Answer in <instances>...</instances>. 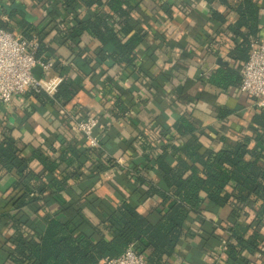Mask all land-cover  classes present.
Listing matches in <instances>:
<instances>
[{"label": "trees", "instance_id": "trees-1", "mask_svg": "<svg viewBox=\"0 0 264 264\" xmlns=\"http://www.w3.org/2000/svg\"><path fill=\"white\" fill-rule=\"evenodd\" d=\"M202 1L223 4L237 16L228 25L233 39L227 54L231 60L237 62L236 67L234 70L219 69L209 76V81L220 87L230 83L238 84L240 66L248 58L251 41L258 38L259 8L253 0ZM8 2L10 5L0 2V14L4 13L13 18L15 12L19 11L24 15V10L16 7L14 0ZM34 2L37 5H50L51 19L59 15L55 5H60L58 10L63 11L64 19L69 25L56 31L59 43H68L74 49L80 36L86 34L97 42L94 50L99 62L116 64L121 70L129 72L126 77L139 75L146 83L149 80L150 87H158V75L151 77L146 68L145 58L152 60L154 57L148 40L162 41L169 48L172 45L166 40L163 41L160 33L152 32L153 37H150L142 21L169 17L170 6L167 2L154 0L158 8L150 14L144 11L147 15L140 10V0ZM80 9L86 12L79 15ZM137 12L142 14L140 19L134 17ZM210 17L209 20L214 25L224 21L222 14L215 10L210 11ZM21 25L27 29L23 33L25 37H31L33 32L37 35V57L43 51H50L42 42V32L35 31L24 16ZM0 28L12 31L2 21ZM215 33L216 29L214 35ZM81 63L84 65L86 62L82 59ZM106 80L110 84L108 91H115L106 110L114 118L122 117L130 110L126 96L132 89L117 87L116 82L109 77ZM162 81L163 84L166 82L164 79ZM77 89V81L63 79L52 97H48L41 90L36 92L28 89L24 94L34 97L41 105L54 102L65 106ZM173 95V102H177V99L181 102L190 100L184 86L175 88ZM101 117L99 115L100 122ZM252 123L256 126L252 136L238 139L222 136L221 146L216 150L201 145L198 136L194 134L196 125L185 112H179L169 127L160 126L150 137L140 134L134 140L141 150V156L131 166L133 183L123 180L127 185V195L115 206L90 194H85L77 201H65L60 194L68 190L69 179L85 177L80 171L81 158L93 159L94 170L89 177L97 176L111 166L113 160L103 155L105 145L103 137L97 131L98 148L88 147L81 150L62 139L57 153L53 152L56 153L54 156H47L37 149L27 156L17 146L10 130L3 129L0 140V168L10 172L14 176V182L9 193L0 201L3 203L0 224L6 225L10 222L12 230L9 235L0 239V249L3 250L0 255L3 262L0 260V264H100L104 259L119 256L130 245L135 252L144 254L148 264H163L174 253L180 238L192 233L187 225L191 214L199 218L200 227L203 225L202 241L209 245L221 241L226 262L243 264L240 252L258 251L259 245L264 242V236L257 231L258 225L255 231L244 237L252 223L255 221L258 224L264 214V109L253 115ZM179 138L181 140L178 143ZM252 140L255 145L249 147ZM31 158L41 163L48 175L46 182L42 181L41 173L30 169ZM154 174H157L158 181L150 183V177ZM145 196L160 198V207L156 209L155 218L142 215L137 210L138 202ZM204 202V207L212 210L226 204L231 205L230 222L225 227L223 238L213 233L212 221L207 224L201 217L205 209ZM53 204H57L58 209L45 210L33 227L29 225L30 231L24 229L29 223L24 208L38 213V210L49 208ZM85 205L92 209H106L103 219L90 221L84 215ZM248 209L254 211V220L252 223H241V218L247 215ZM205 224L208 229L204 228Z\"/></svg>", "mask_w": 264, "mask_h": 264}, {"label": "crops", "instance_id": "crops-1", "mask_svg": "<svg viewBox=\"0 0 264 264\" xmlns=\"http://www.w3.org/2000/svg\"><path fill=\"white\" fill-rule=\"evenodd\" d=\"M2 1L3 4L10 5L8 0H0ZM140 1L142 3L140 10L145 15L158 8L154 0ZM164 1L170 6L169 17H157L158 21L148 18L146 22L141 19L150 37H153L152 32L160 33L162 40L172 45L169 48L162 41L148 40L154 57L152 60L145 58L147 60L145 62L148 75L151 77L158 75L159 84L154 88L149 86V80L146 83V80L139 75L126 77L125 75L129 72L121 70L116 64L108 61L99 62L94 50L97 42L86 34L80 36L74 49H71L72 46L68 43H59L56 31L69 25L64 19L63 11L58 10L59 4L55 5L59 15L51 19L49 17L50 5L45 6L44 3L37 5L34 0H14L15 6L20 9L22 7L24 10L23 16L26 21L35 31L42 32V42L50 49V51H43L40 58L50 61L51 67L44 70L36 65L32 69V74L43 80L44 88L41 91L48 97H52L63 79L77 81L78 89L65 106L54 102L41 105L34 97L25 94L20 99L15 98L9 103H0V140L2 130L9 129L17 146L24 150L27 156L36 149L47 156H54L62 139L82 150L88 148L84 138L69 128L60 110L64 109L74 113H96L102 116L97 132L103 137L105 145L103 155L113 160L111 166L98 173L97 176L89 177L94 170L93 159L81 158L80 171L85 177L68 180V190L60 193L63 200L77 201L85 194H90L99 200L109 202L111 206L117 205L120 199L127 195V185L123 180L133 183V176L130 174L131 166L141 156V150L134 140L138 139L140 134L150 137L153 131L160 126L169 127L179 112L189 114L196 125L194 134L198 136L201 145L209 149H219L222 136L238 139L243 136H252L256 131L252 117L260 109L254 106L252 98L239 93V83H230L225 87H220L209 81V76L219 69L234 70L236 67L237 62L227 55L233 39L228 25L236 19L235 13L218 2L208 4L202 0ZM253 1L259 8L258 38L264 41V0ZM211 10L221 13L224 21L214 25L209 20ZM85 12L86 10L80 9L79 15ZM23 16L19 11L15 12L13 18L1 13L0 21L11 27L12 32L25 36L23 33L27 29L21 25ZM141 16V13H134L136 18L140 19ZM215 29L217 33L214 35ZM32 36L37 38L35 32ZM82 59L86 62L84 65L81 63ZM217 59L222 64H218ZM107 77L113 79L119 88L132 89L126 96L130 110L122 117L114 118L106 110L109 107L111 96L115 93V91H108L110 84L107 83ZM162 79L166 81L164 84ZM182 86L185 87L190 100L186 102L179 100V102L177 99V102H173L175 101L173 90L180 89ZM180 140L179 138L178 143ZM254 145L255 141L252 140L249 147ZM54 151L56 153H53ZM29 167L33 172L42 174V181H47L48 175L38 160L31 158ZM156 181L158 177L154 174L150 177V183H156ZM13 182L14 176L0 168V201L9 193ZM2 205L3 203L0 202V211ZM159 207L160 198L145 196L138 202L137 210L142 215L155 218L156 209ZM56 209H58L57 204L38 210V213L24 208L29 222L24 229L30 231L29 225L33 227L44 215L45 210L54 211ZM205 209L201 217L208 222L207 224L212 221L213 233L223 238L226 232L225 227L230 222L231 205L226 204L215 210ZM105 210L103 207L92 209L85 205L84 215L90 221L96 222V220L103 219ZM254 215V211L248 209L247 215L242 216L241 223H252ZM198 221L199 218L191 214L187 225L192 233L180 238L174 253L167 257L163 264H228L221 251L223 246L221 241L214 245L202 241L201 227L203 225L200 227ZM207 224L204 225L205 229H208ZM10 226V222L6 225L0 224V239L12 232ZM256 226L257 231L264 236V214L262 221L258 224L255 221L252 223L244 237L255 231ZM2 253L3 250L0 249V255ZM256 253L257 250L253 252L242 250L240 252L241 262H244L243 264H264V258L257 257ZM0 260L3 262L1 256ZM5 264L10 263L5 262ZM100 264H105V262L102 261Z\"/></svg>", "mask_w": 264, "mask_h": 264}, {"label": "built area", "instance_id": "built-area-1", "mask_svg": "<svg viewBox=\"0 0 264 264\" xmlns=\"http://www.w3.org/2000/svg\"><path fill=\"white\" fill-rule=\"evenodd\" d=\"M39 47L35 36L29 38L0 28V103H9L28 90L36 92L44 88L43 80L32 74L34 66L46 70L50 61H43L36 56ZM238 91L253 99L254 106L264 109V41L260 38L250 43L248 58L241 64ZM69 128L79 133L87 147L98 148V135L95 133L100 125V114L70 112L60 110ZM119 162V161H118ZM224 246L221 247L223 252ZM257 257L264 258V243L259 246ZM105 264H148L144 254L137 253L128 246L122 254L104 259Z\"/></svg>", "mask_w": 264, "mask_h": 264}, {"label": "water", "instance_id": "water-1", "mask_svg": "<svg viewBox=\"0 0 264 264\" xmlns=\"http://www.w3.org/2000/svg\"><path fill=\"white\" fill-rule=\"evenodd\" d=\"M217 63H218V64H222V62H221L219 59H217Z\"/></svg>", "mask_w": 264, "mask_h": 264}]
</instances>
